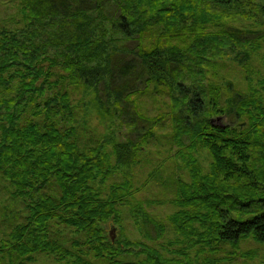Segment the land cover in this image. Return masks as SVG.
<instances>
[{
    "label": "trees",
    "instance_id": "trees-1",
    "mask_svg": "<svg viewBox=\"0 0 264 264\" xmlns=\"http://www.w3.org/2000/svg\"><path fill=\"white\" fill-rule=\"evenodd\" d=\"M246 3L256 2L20 0L24 26H0V171L26 211L0 242L10 263L42 252L68 264H255L257 250L240 243H264V80L242 92L231 81L196 78L204 70L194 68L208 50L214 56L231 38L246 39L215 11ZM260 7L264 13V0ZM150 88L173 100L176 156L187 168V177L171 179L172 236L160 245L164 222L136 204L135 223L153 241L133 238L121 210L137 190L131 167L160 118L143 115L132 99ZM86 89L105 112L121 115L132 103L148 122L141 137L86 138V100L74 97ZM220 115L236 120L214 123ZM118 171L128 176L114 179ZM111 223L120 229L114 240ZM55 226L67 228V238Z\"/></svg>",
    "mask_w": 264,
    "mask_h": 264
},
{
    "label": "rangeland",
    "instance_id": "rangeland-1",
    "mask_svg": "<svg viewBox=\"0 0 264 264\" xmlns=\"http://www.w3.org/2000/svg\"><path fill=\"white\" fill-rule=\"evenodd\" d=\"M263 0H255L256 3L246 5L238 4L237 8L231 6L230 9H216L215 11L223 15L224 21L233 27L243 29L246 39L229 40V44L222 47H216V55H212L211 49L202 66L194 68L202 69L201 73L196 74V78L215 81H231L235 88L242 92L250 90L252 87L258 88L261 85V79L264 80V13L261 10L260 3ZM242 3V2H241ZM234 4V3H233ZM0 26H7L13 29H20L24 26L22 15L20 13V0H0ZM215 26H209L208 31L215 30ZM130 66L138 69L136 59L130 58ZM129 57L127 56V59ZM206 76V77H205ZM249 77V79H248ZM191 76L185 79L186 84H191ZM116 83L124 82L123 75H119ZM224 82V81H223ZM261 82V83H260ZM251 84V86H250ZM137 86H141L137 83ZM226 89V88H225ZM227 90V89H226ZM5 92H9L4 90ZM143 91V90H142ZM74 97L81 99L84 97L85 107L80 111V121L85 129L86 138L93 139L96 136H103L117 140H126L127 138L138 140L142 132L145 131L148 122L137 117L134 113L132 103H127V109L120 115L106 110L99 104L96 92L93 89L75 91ZM132 99L136 103L137 109L145 116H160L159 121L154 126V135L149 143L144 146L139 153V160L131 167L129 178L134 182L137 190L127 204L121 206L124 216L125 232L130 237H138L145 241H153L143 234V231L135 223L132 207L136 204L141 205L156 219L161 220L167 226L166 236L159 241L172 236L170 224L167 215L175 210V205L171 201L172 181L177 175L187 177V168L183 166L182 160L176 156L179 144L174 140L173 123L169 116L173 100L168 91H154L150 88L138 94H133ZM236 118L234 115H220L213 118L214 123L224 124L232 123ZM113 133V135L111 134ZM112 143L109 144L111 146ZM205 167L208 165V154L205 151L198 153ZM129 173V172H127ZM128 176L124 171H118L114 179H122ZM13 187L0 171V242L6 238L15 223L22 221L26 214L22 198L14 197ZM110 226L108 227L109 230ZM54 229L61 230L62 236L67 238V228L55 226ZM119 226H116L115 232L119 233ZM58 232V231H57ZM154 233V231H152ZM240 248L256 249L257 255L252 262L255 264H264V243H259L251 237L243 239ZM0 264H18L17 261L10 263L9 253H3L0 250ZM28 264H68L67 260L61 261L54 255L42 252L34 254L33 260Z\"/></svg>",
    "mask_w": 264,
    "mask_h": 264
},
{
    "label": "water",
    "instance_id": "water-1",
    "mask_svg": "<svg viewBox=\"0 0 264 264\" xmlns=\"http://www.w3.org/2000/svg\"><path fill=\"white\" fill-rule=\"evenodd\" d=\"M115 229H116V225H114L113 223H111V226L109 228V234H110L112 240H114L115 237H116Z\"/></svg>",
    "mask_w": 264,
    "mask_h": 264
}]
</instances>
